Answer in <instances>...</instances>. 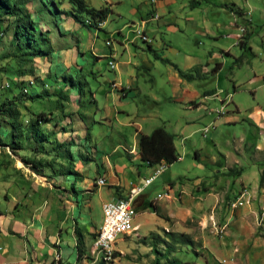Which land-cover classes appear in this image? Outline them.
I'll use <instances>...</instances> for the list:
<instances>
[{
    "label": "rangeland",
    "instance_id": "obj_1",
    "mask_svg": "<svg viewBox=\"0 0 264 264\" xmlns=\"http://www.w3.org/2000/svg\"><path fill=\"white\" fill-rule=\"evenodd\" d=\"M44 1L53 9V17L45 10L40 11L42 9L40 8V0H31L26 6L30 18L40 22V26L43 32L47 34L48 39L51 41L52 38V46L55 51L63 45L70 47L73 51L79 48L83 55H79L78 59L55 76L56 69L51 70V73H49V60L53 59V55L50 59L49 56L44 58L35 55L32 59L26 60L28 56L22 55V51L15 46L12 27L16 20L22 17V14L2 17L0 31L4 28L5 31L0 35V55L2 56L0 58V101L3 98L16 100L21 111V117L19 118L20 126L18 128H14L4 121L0 122V167L4 161L10 163L11 166L13 164L11 162L17 157L22 167L27 170H34L35 168L31 167L29 163H24L23 160L37 161L43 159L44 162L49 161V152L53 149V143H50L53 133L51 126L55 119L49 113L53 111L56 113L55 110L60 111L56 107V98L46 96L43 99L31 102L28 100L29 94L23 92L25 89L23 84L32 93L34 91L40 93L58 92L60 89H69V92H71L73 89L75 95L79 94L81 96L80 113L86 115L84 118L85 123L89 127L92 141L98 146H110L119 141L125 144L126 141L131 139L134 132V126H130L128 123L135 120L143 122L144 131L151 125L157 124L164 126L170 132L173 131L179 134L178 124L184 120L183 116L188 105L180 103L170 93V83L167 82L166 72L162 68L155 67L150 73L157 83L147 80L146 91H148V97L138 104V118L134 117V114L128 116L125 113H117V118H112L111 109L114 111H127L131 106L128 103L116 104L115 107L105 105V92L112 89L111 83L115 80L118 81L119 75L122 79L121 83L124 87H127L126 79L131 67L129 62L139 59V57H133L132 52L139 51L138 47H140L149 57H153L146 50L147 43L142 41L139 35L136 34V30H142V28L131 26V22L135 21L136 18L130 13L132 4H139L141 15L147 18L146 13L152 0H120L116 4L111 3V1L116 0H84L90 7L109 6L113 10V13H109L105 23L97 27H88L78 22L74 23L75 18L67 13V11L75 12L69 0H54L55 2L52 4L50 0ZM190 1H175L174 13L176 20L173 23L175 29L163 28L152 20L148 25L149 28L157 30V35L154 39L148 36L151 41L161 42V55L178 65L183 62L185 53L194 55L203 65L208 60V70L210 71L203 73L201 77L195 78L194 81L201 92L216 90L218 97L207 99L198 110L193 109L192 114L198 116L191 125L187 126L185 131L187 133L194 130L190 139L192 145L187 143V155L184 154L181 159H177L171 164H165L164 173L160 174L147 187L144 193L147 195L148 202L154 200L158 192L166 191L164 178L168 173L169 179L178 187L185 184L186 188L193 189L192 195H198L196 189L203 188L210 181L214 182L216 190L222 184L225 188L228 186L229 181L226 174H222L223 182L220 181L219 184L215 182L218 176L214 180L203 179L197 180L194 185L191 183V179L196 176H199V178L209 177L211 170L210 167H207V169L196 167V160L193 159L195 149L201 153L204 159L207 158L208 160L213 157L219 158V153H222L226 156L224 161L229 165L228 169H238L243 166L246 169L251 164V166L258 169L262 163L253 164L251 161H264V150L258 152L255 147L250 146L258 136V128L251 124L250 113L257 107L264 110V0H212V2L215 1L219 5L214 7L211 6L213 3L204 0L194 8L189 6ZM233 3L244 12L245 20L237 24L245 28L242 37L247 36V44L250 49L241 48L239 42L233 44V39L226 37L229 30L224 25H229V21L232 22V16L229 17V7H225V5L232 6ZM220 5L223 7H220ZM206 6L209 15L205 19L202 11ZM82 16L85 19V14H82ZM59 17L62 26L67 28L66 31L61 30ZM220 18L221 20H219ZM188 19L192 20L188 21ZM24 20H27V18H24ZM215 21H219L221 25H216ZM56 22L58 23L57 26ZM120 28H122V34L124 36L126 34L127 50L121 47V37L116 33ZM107 40L112 42L110 48L113 47L114 49V59H112L115 63L114 68H111L108 64L110 57L99 55L108 50L105 44ZM110 41H107V45L110 44ZM92 50H95L97 54L93 55ZM214 55H217V57L215 58ZM97 56L99 58H96ZM210 58L213 59L210 60ZM128 60L129 62L126 63ZM216 64L220 65L214 70ZM163 66L165 67L164 64ZM144 68L145 64L140 66V72L148 79L150 75H146L147 72ZM23 70H27L28 75H22L20 72ZM30 81H34L33 86L31 85L32 88L29 87ZM71 82H74V85H71ZM82 89L83 92L81 93ZM14 94L17 96L13 97ZM153 96H156V98ZM235 106H237L238 111H236ZM215 108L219 112H215ZM40 113L47 120L42 121L40 124L34 122L33 125L36 124V127H39V130L43 133L42 135L47 136L42 143L38 142V137L33 134L34 130L30 129L32 120L37 119V115ZM148 113L149 115H147ZM142 114H145V122L140 118ZM221 115H235L236 119L234 122L228 123L224 121ZM81 117L80 114L71 116L72 119L75 118V122L80 121ZM50 118L51 120H49ZM204 126L209 127L206 133L202 131ZM61 128L59 126L57 131H60ZM242 138L246 139L245 142L241 141ZM177 140L179 139L177 138ZM11 141H14L16 147L14 150L9 147ZM177 145L181 150L180 142ZM238 147L242 157H237L235 154L234 149ZM119 151L122 152V149L119 148ZM179 155H182L181 151H179ZM234 158L242 166L233 165ZM116 160L129 164V159L124 154ZM44 162L43 166H39L34 171L35 173L47 168L48 164L46 165ZM90 167L94 169L95 164L93 163ZM90 175L92 178L93 173ZM184 178H189V180ZM43 179V177H39L40 181ZM259 183L260 185L264 183V171L261 173ZM68 189L73 192L70 184ZM77 189L76 186L75 190ZM111 190V187L103 186L99 190L94 189L92 195H88V198L91 196V206L88 210L90 218L98 228L102 223V202L110 199L108 194ZM164 200L160 199L157 202L162 203ZM238 201L243 202L238 204ZM250 202L251 197L248 195V190L243 188L239 195L231 201L224 202L222 209L235 211ZM149 209L153 210L155 215L163 216L160 208L155 204ZM257 212L259 223H262L264 220V202L259 206ZM207 217L209 216L207 215ZM161 218L166 221L165 224H162L163 220L154 215L147 217L146 214L141 213L138 220L143 226L139 232L135 230L131 233H120L112 245L113 252L111 256L105 259L98 252H94V247L91 249L93 239L90 238V235L85 234L86 239L82 252L84 261L75 264H153L156 255L154 249L159 253H165L166 256L161 259L164 264H168L171 258H177L180 260V264L208 263L210 257L204 247V241L214 237L217 238L218 234L221 233L219 228L216 229L217 232L214 229L212 232L210 230L211 225L206 224L204 226L200 224L199 216L188 218L178 224H175L170 217L163 216ZM145 220L153 221L151 223L153 229L142 232L141 230L150 227V223L144 224ZM132 224L133 221L130 223V228ZM173 232L188 236L192 241L191 245L171 237L170 233ZM63 236V244H66V246L62 248L66 254L73 249V242L70 235L67 236L64 233Z\"/></svg>",
    "mask_w": 264,
    "mask_h": 264
},
{
    "label": "crops",
    "instance_id": "obj_2",
    "mask_svg": "<svg viewBox=\"0 0 264 264\" xmlns=\"http://www.w3.org/2000/svg\"><path fill=\"white\" fill-rule=\"evenodd\" d=\"M175 1L176 0H152L149 3V8L146 13L148 15L147 18L141 15V6L133 3L130 13L136 19L131 22V26H140L142 31L153 39L157 35V30L149 28L148 24L152 20L156 21L157 24L163 28L175 29L173 26L176 20L174 13ZM198 1L197 3H191L190 1L189 6L192 8L197 7V5H200L201 1L204 0ZM205 1L213 3L211 5L213 7L219 6L215 1ZM119 2L120 0L111 1V3L115 4ZM221 5L220 7H223ZM225 7H229L228 15L229 17L232 16V22L229 21V25H224V27L229 30L226 37L233 39L232 43L235 44L238 37V24L245 20L244 12L234 3L232 6L225 5ZM109 13H113V10L110 9ZM155 14L158 15V18H154ZM51 15L53 17V13ZM116 15L119 16L118 14ZM202 15L205 19L209 15L207 6L203 8ZM191 20L192 19H188V21ZM219 20H221V18ZM77 22L81 23L76 20L74 21V23ZM104 23L105 21H103L102 25ZM215 24L221 25L219 21H215ZM57 25L58 23L56 22V26ZM83 25L88 26L87 24ZM60 27L62 31H66L67 29L62 26V22ZM134 27L131 28L135 29ZM122 32V28L116 31L121 37V47L127 50L125 41L126 34L124 36ZM242 35H244L243 32L239 35L236 44L240 42ZM107 41L105 44L108 50H105L104 53H100L99 55L110 57L111 59L109 61H113L114 49L113 47L110 48L112 42L110 41V44L107 45ZM144 42L147 43L146 50L151 53L153 57H149L140 47H138L139 51H133L132 56L139 57V59L134 61L131 60V62H129V60L126 61V63L129 62L131 65L126 79L127 87L123 86L121 83V76L119 75L118 81L115 80L111 83L112 89L105 92V105L115 107L116 104L128 103L132 107L130 106L127 111H114L111 109L112 118H117V113H125L128 116L134 114V117L138 118V104L145 101L148 97V91H146L147 80L151 82L154 81L155 84L157 83L154 76L150 74L151 71H153L155 67L165 70L168 78L167 82L170 83V93H172L175 99L180 103H186V105H188V108L186 107L187 109H185V115L183 116L184 120L178 124L180 129L179 134L172 131L175 135L174 145L178 153L177 159H181L184 154L187 155V143L192 145L190 139L194 130L187 133H185V131L187 130V126L191 125L198 116L192 114L193 109H200L207 99H211L212 97L217 98L218 94L216 90H204L201 92L194 80L188 81L180 77L171 64L162 61L163 58H168L161 55V42L156 40L151 41L150 38L148 41ZM91 52L93 55L97 54L95 50ZM79 55H83L79 48L73 51L70 47L68 48L61 45L58 50H54L53 59L51 61L49 60V73H51V70L56 69V76L58 72L61 73L65 67H68L70 63L78 59ZM214 57L216 58L217 55H214ZM96 58H99V56ZM213 58H210V60ZM221 58L223 59L222 56ZM170 61L175 63L172 60ZM204 63L203 65L194 55L185 53L183 62L177 65L185 71L196 69V73L201 77L203 73L210 71L208 70L209 61L207 60ZM143 64H145L144 70L147 72L146 75L151 76H149L148 79L140 72V66H143ZM219 65L216 64L214 70L217 69ZM114 67L115 63L113 61V67L111 68ZM113 84H115V86ZM71 85H74V82H71ZM82 92L83 89L81 93ZM58 93L64 94V98L61 100L60 104L56 106L60 111L55 110L56 113L53 111L50 114L55 119L53 125H50L53 130L52 141H57V143L60 144H68L66 147H68L71 153V158H56L55 153L51 151L49 152V163L52 162V166L49 165V167L44 168L43 171H37V173H35L33 169L27 170L25 167H22L17 157L11 162V164L13 163L11 166L7 161L3 162V165L0 167V264L81 263L84 255L78 258L76 247L77 235L75 229L79 228L81 230L84 242L86 239L85 234L90 235V238L94 239L99 229L92 223L90 218L91 216L88 210L91 206V196L88 198V195H92L94 189L99 190L101 187L107 186L112 188L108 197H110V199L119 198L123 196L127 190L130 191L132 188H136V185L141 184L143 180L144 185L147 179L145 177L149 176L155 170V165H149L141 158L138 136L139 133L149 134L154 128L162 125H151L144 131L143 122L135 120L128 123V125L134 126V132L131 139L126 141L125 144L119 141L110 146H98L92 141L89 127L85 123L84 118L86 115L80 113L79 105L81 96L79 94V96L75 95L73 89L71 92H69V89L49 92L51 95H57ZM56 95L50 97L57 98ZM153 97L156 98V96ZM92 99L95 101L94 98ZM235 109L238 111L237 106H235ZM74 114L82 115L80 121L78 120L75 122V118H71ZM145 114L140 116L144 122L146 119V117H144ZM250 114L252 120L251 124L258 128L257 139L254 143H251L250 146L255 147L256 150L260 152L264 150V110L257 107L252 110ZM147 115H149V113ZM221 116L224 118V121L228 123L234 122L236 119L235 115ZM59 126L62 128L60 131H57ZM177 138L179 140H177ZM245 140V138L241 139L242 142H245ZM179 142L181 150H179L177 145ZM66 147L62 149H66ZM119 148L122 149V152L119 151ZM239 149V147L234 149L235 154L237 157H242V153H239ZM244 149L246 150V148ZM179 151L182 152V155H179ZM83 152L85 153L83 154ZM123 154L129 159V164L124 161L118 162L116 160L121 158ZM219 155V158L213 157L211 160H208L207 158L204 159L201 153L195 149L193 159L196 160V167H203L204 169L210 167L211 170L209 177L205 176L199 178V176H196L191 179L193 185L196 184L197 180H214L217 176L215 182H218V184L220 181L223 182L222 174L227 173L229 165L224 161L226 156L222 153H219ZM233 161V165L242 166L236 158H234ZM93 163L95 167L91 169L90 166ZM163 163L165 162L163 161ZM251 163H262V165H260L258 169L251 166L252 164L246 169L244 166L238 168L241 169L240 174L238 171H235L231 175H228V186L225 188L222 184L220 188H218L219 190L217 189L218 191L214 188L216 186L214 182L210 181V183L201 188L202 191L200 188L199 190L196 189L199 193L198 195H192L193 189L186 188L185 184H181L178 187L177 184L169 179L168 173L164 178L166 181L164 186L165 192H158L155 199L148 202L147 195L144 193L147 189L146 187L136 198V208L135 214H133V224L131 228L136 227L137 232L142 228L143 225H141V222L138 220L141 213L146 214L147 217L154 215L161 220H163V218H161L163 216L170 217L175 224L181 223V221L188 218L199 216L200 224L204 226L209 224L211 225L210 230L212 232L213 229L217 232V228H219L221 232L218 234L217 238L214 237L204 241V247L210 257L207 264H264V220L262 223H259L257 212L259 206L264 202V183L262 185L259 183L261 173L264 171V161L253 160ZM74 172H77L78 175L74 174ZM91 173H93L92 178L90 175ZM39 177H43L44 179L40 181ZM97 177L104 178L105 184L101 186L97 185ZM184 179L189 180V178ZM69 184L73 192H70L68 189ZM76 186L78 188L77 190H75ZM243 188L248 190L251 202L242 208H237L235 211L227 210L226 208L225 210L222 209L224 202L227 203L231 201L235 196L239 195ZM160 199L165 200L162 201V203H158L157 201ZM105 201L107 200H104L102 204ZM150 202L160 208L163 216H157L153 210L151 211L149 209V207H151L149 206ZM207 215L209 217H207ZM152 222L153 221L145 220L144 224L150 223V227L141 231L145 232L153 229L151 226ZM165 222L166 221L163 220L162 224H165ZM154 223L156 222L154 221ZM129 232L131 233L134 231ZM64 233L67 236L70 235L73 242V249L66 254L62 248L66 246V244H63Z\"/></svg>",
    "mask_w": 264,
    "mask_h": 264
},
{
    "label": "trees",
    "instance_id": "obj_3",
    "mask_svg": "<svg viewBox=\"0 0 264 264\" xmlns=\"http://www.w3.org/2000/svg\"><path fill=\"white\" fill-rule=\"evenodd\" d=\"M31 0H0V22L2 21L3 16H18L22 14V17L18 18L16 20V23L13 25V40L15 42V46L22 51V55L28 56V59H32L35 55L41 56L44 58H51V56L54 54V49L52 47L50 39H48L47 34L43 32L42 27L40 26V22L37 20H34L30 18V13L27 11V4ZM70 3L73 5V11H67L69 15H71L73 18H75L76 21H79L83 24H87L88 26H94L97 27L100 22L105 21L107 18L110 8L108 6H103L100 8H94L88 6L84 0H69ZM51 4L54 3V0H50ZM197 3L198 0H191V3ZM40 11L43 12L44 10L49 12V14L54 13L53 9L50 8L49 5L44 0H40ZM82 14H85V19L83 18ZM24 18H27V20H24ZM87 19V20H86ZM88 21V23L85 22ZM1 27V26H0ZM7 28V27H6ZM5 31V28L0 31V35ZM244 37V39H243ZM242 39L239 42V45L241 48H249L247 44V36H243ZM157 56V55H156ZM2 56L0 55V58ZM162 61L167 62L171 64L175 70L178 72L179 76L191 81L195 78L199 77V74L195 71H185L178 67L177 64L171 62L168 59L163 58ZM22 75H28L27 70H23L20 72ZM34 83V81H33ZM25 87L26 85L23 84ZM22 85V86H23ZM23 86V89H24ZM33 86V85H32ZM32 86L30 88H32ZM22 89V90H23ZM24 92V90H23ZM26 94H29L28 100L38 101L40 99H43L44 97L53 96L56 94H49L47 92L40 93L37 91H34V93L31 92V90H27L24 92ZM17 95L14 94L13 97H16ZM56 98L57 104H60L61 100L64 98V94L58 93ZM51 114V112L49 113ZM21 117V111L19 107L17 106V101L13 99H6L3 98L0 101V122L4 121L11 125L14 128H18L20 125L19 118ZM47 119L44 117L42 113L37 115V119L32 120V124L30 126V129H33V134L37 136L38 142L42 143L45 138L43 133L39 130V127H36L37 124H40L42 121H46ZM51 120V118L49 119ZM53 134V133H52ZM88 135V131H87ZM174 138L175 135L165 129L163 126H158L154 128L149 134L139 133L138 140H139V152L141 155V158L147 162L149 165H157L161 162H165L166 164H171L178 158V153L174 145ZM50 142V141H49ZM17 143V141H16ZM50 143H53V149L52 152L55 153L56 158H71V153L68 150V147H66L68 144H60L57 143V141H51ZM9 147L14 150L16 149L14 145V141H11L9 144ZM66 149H62L65 148ZM50 151V152H51ZM43 159L30 160V159H24V163H29L31 167L39 168V166H43ZM51 162V161H50ZM46 167L52 166V162L49 163V161L44 162ZM241 169H235L230 168L227 171V175H231L233 172L238 171L240 174ZM74 174L78 175L77 172H74ZM153 204L150 202L149 206H152ZM76 235H77V252H78V258L82 256L83 252V246H84V238L81 233V230L79 228L75 229ZM171 237H175L176 240L178 239L180 242L186 243L188 245H191L190 238L188 236H185L181 233H170ZM167 249V248H166ZM155 257L153 264H164L161 262L162 257L166 256L165 253H159L157 250L154 249ZM103 264V263H101ZM168 264H180V260L177 258H171L169 260Z\"/></svg>",
    "mask_w": 264,
    "mask_h": 264
},
{
    "label": "built area",
    "instance_id": "obj_4",
    "mask_svg": "<svg viewBox=\"0 0 264 264\" xmlns=\"http://www.w3.org/2000/svg\"><path fill=\"white\" fill-rule=\"evenodd\" d=\"M155 18H158V15L155 14ZM244 27H238V37L244 32ZM136 34L139 35L142 41H148L149 37L142 30H136ZM235 41V44H236ZM110 67H113V61L109 63ZM115 86V84H113ZM216 110V109H215ZM215 112H219L216 110ZM209 130L208 126L203 127L202 131L206 133ZM160 171L158 173H151L149 176L145 178H150V184L161 174L164 172ZM105 180V179H104ZM149 185H143V181L141 184L136 185L135 191H128L119 198H114L105 201L102 204V223L96 232V241L93 242L91 249L96 245V243H103L104 249L109 250V256H111L113 249L112 245L115 243L117 236L119 235V231H135L134 228L124 227V220L126 219L127 214H135V200L136 198L145 190ZM114 202H121V209H114ZM243 201H238V204H241Z\"/></svg>",
    "mask_w": 264,
    "mask_h": 264
},
{
    "label": "bare ground",
    "instance_id": "obj_5",
    "mask_svg": "<svg viewBox=\"0 0 264 264\" xmlns=\"http://www.w3.org/2000/svg\"><path fill=\"white\" fill-rule=\"evenodd\" d=\"M154 18H155V15H154ZM98 25L101 26L102 22H100ZM31 85H33L32 81L29 82V87ZM27 90H28V88L25 87L24 91L26 92ZM165 167H166L165 163L161 162V163L155 165V170L153 173H158L160 171H163V169ZM96 184L99 186L104 185L105 184L104 178H98L96 181ZM149 184H150V178H147L144 182V185H149ZM135 190H136V188H132L130 191H135ZM114 209H121V202H114ZM132 219H133V214H127L126 219L124 220V227L130 228V223H131ZM127 232H129V231H119V234L120 233H127ZM95 241H96V235L93 239V242H95ZM95 251L98 252V254L104 256V259L110 257L109 256V250L104 249L103 243H96V245L94 246V252Z\"/></svg>",
    "mask_w": 264,
    "mask_h": 264
}]
</instances>
